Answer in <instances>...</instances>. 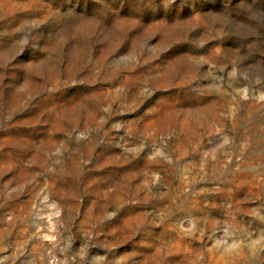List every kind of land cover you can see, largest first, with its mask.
Listing matches in <instances>:
<instances>
[{
  "label": "rangeland",
  "instance_id": "1",
  "mask_svg": "<svg viewBox=\"0 0 264 264\" xmlns=\"http://www.w3.org/2000/svg\"><path fill=\"white\" fill-rule=\"evenodd\" d=\"M0 264H264V0H0Z\"/></svg>",
  "mask_w": 264,
  "mask_h": 264
}]
</instances>
